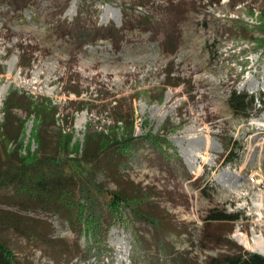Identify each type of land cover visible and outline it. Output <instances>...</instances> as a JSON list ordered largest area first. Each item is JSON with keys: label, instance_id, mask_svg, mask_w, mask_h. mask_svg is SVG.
Segmentation results:
<instances>
[{"label": "rangeland", "instance_id": "374dc122", "mask_svg": "<svg viewBox=\"0 0 264 264\" xmlns=\"http://www.w3.org/2000/svg\"><path fill=\"white\" fill-rule=\"evenodd\" d=\"M238 1L243 3L231 11L228 2ZM262 4L0 0V172L21 158H75L73 167L83 178L127 198H145L139 210L159 224L155 229L127 206L114 220L105 211V243L77 254L74 248H86V236L73 232L61 210L34 204L7 186L0 189V242L18 262L205 264L210 257L237 254L238 247L256 253L254 237L264 245V111L242 118L227 105L233 89L264 93V51L230 37L225 24L226 18L240 19L247 35L264 38ZM169 71L179 86H165ZM11 90L21 97L20 107L5 117L3 102ZM28 100L54 108V116L47 114L39 126L28 116ZM113 100L119 102L116 110ZM119 112L133 123L134 147L120 160L90 142L84 158L95 159L88 173L78 160L84 136L110 131ZM165 131L186 172L142 138ZM185 159L199 171L189 170ZM211 209L241 217L205 226Z\"/></svg>", "mask_w": 264, "mask_h": 264}, {"label": "trees", "instance_id": "16d2710c", "mask_svg": "<svg viewBox=\"0 0 264 264\" xmlns=\"http://www.w3.org/2000/svg\"><path fill=\"white\" fill-rule=\"evenodd\" d=\"M12 2L18 4V2L21 3L23 0H12ZM242 3L243 1L235 3L228 2V6L232 11ZM137 6L141 5L139 4ZM81 14L82 10L78 7L76 9V16L79 17ZM258 20L264 25V0L262 8L259 10ZM243 22L240 19L232 20L226 18L225 24L228 27L227 34L230 37L233 36L238 37V39L255 42L257 48H261L264 51V38L259 40L253 37L251 38L249 34L247 35L249 33V30H247L248 26H244ZM110 30L112 36L115 37L118 34V31L113 26H111ZM96 31L99 32L101 30ZM21 51V54L17 57L19 61H22L25 55L24 48H21ZM19 67L22 68L21 65ZM172 73V71L166 72V76L164 77L166 78L164 81L166 87H177L180 85V81L177 80L178 78L170 76ZM20 98L14 90L9 91L3 102V116L7 117L12 110L20 107L17 104ZM112 103H114L113 110L119 108V102L117 100H113ZM227 105L234 116L249 118L253 111L256 114L264 111V93L250 95L246 92H238L233 89L228 96ZM49 107L36 101L28 100V116L30 117L32 115L36 118L40 126L48 115L54 116L55 114L54 108ZM128 118L127 114L115 113L110 131L94 132L84 136L83 146L78 160L85 162L84 164L88 173H92L94 169L93 160L95 158L92 157L86 160L84 156L86 157L87 154V145L92 141L99 148V153L112 152L120 160L129 156L130 151L134 147L136 137L133 134V123L132 121L130 123ZM39 132L36 133L37 142H39ZM169 132L165 131L163 135L147 133L142 138L157 150L160 156L178 162L180 167L186 172L181 158L167 140ZM69 144L70 136H66L64 141L66 149H68ZM74 161L75 158H43L42 160L41 158L35 157L28 161L21 158L19 165L0 172V189L7 186H14L25 199L32 201L34 204L38 203L43 207L51 206V209L55 208L56 211L58 209L61 210L63 216H65L63 218L67 220L73 232H76L79 236H86V248L82 249V251L79 247L74 248L77 254L80 252L89 254L94 247L98 250L101 244L105 243L107 232L103 227L105 211L114 220L121 213L120 209L127 206L133 216L148 220L155 229H158L159 224H157V220L154 217L149 218L148 215L139 210L138 202L144 203L145 198H127L121 193L105 190L90 178L86 179L80 176L73 167ZM202 190L203 192L206 191L204 189ZM77 193L79 196L78 199L76 198ZM240 217L236 213H226L224 210L211 209L208 211L204 222L205 226H209L212 223L216 225L220 223H234ZM136 237L137 241H139V236ZM227 241V244L232 243L229 240ZM238 250L239 252L237 254L227 253L220 254L217 257H210L205 264H264V256L244 251L240 247H238ZM0 264H21L1 242Z\"/></svg>", "mask_w": 264, "mask_h": 264}, {"label": "bare ground", "instance_id": "6f19581e", "mask_svg": "<svg viewBox=\"0 0 264 264\" xmlns=\"http://www.w3.org/2000/svg\"><path fill=\"white\" fill-rule=\"evenodd\" d=\"M3 98H4V91H2V92L0 91V103L2 102ZM76 128H77V130L80 129L79 123L76 126ZM209 145L210 144H209L208 140H206V142H205L206 148ZM189 160L188 159H185V163L188 166V169L191 170V171H194V172H198L199 169L193 168L192 167V163ZM236 239H237V241L240 244L244 245L245 247H248V242L242 236H237L236 235ZM253 242H254L253 243V247H252L253 248V251H255L256 253H258L259 256L262 255V254H264V245H263V242L261 241V239L254 237L253 238ZM262 256H264V255H262Z\"/></svg>", "mask_w": 264, "mask_h": 264}]
</instances>
